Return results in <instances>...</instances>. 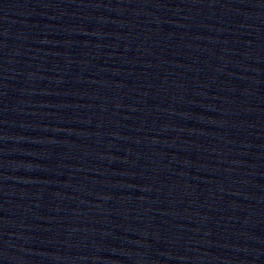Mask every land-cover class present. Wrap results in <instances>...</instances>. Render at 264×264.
I'll list each match as a JSON object with an SVG mask.
<instances>
[{"label": "water", "instance_id": "1", "mask_svg": "<svg viewBox=\"0 0 264 264\" xmlns=\"http://www.w3.org/2000/svg\"><path fill=\"white\" fill-rule=\"evenodd\" d=\"M0 264H264V0H0Z\"/></svg>", "mask_w": 264, "mask_h": 264}]
</instances>
